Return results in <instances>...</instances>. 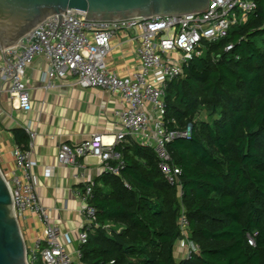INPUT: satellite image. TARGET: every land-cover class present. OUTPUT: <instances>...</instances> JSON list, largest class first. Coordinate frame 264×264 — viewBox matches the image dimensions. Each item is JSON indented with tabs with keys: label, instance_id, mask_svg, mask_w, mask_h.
I'll return each instance as SVG.
<instances>
[{
	"label": "trees",
	"instance_id": "trees-1",
	"mask_svg": "<svg viewBox=\"0 0 264 264\" xmlns=\"http://www.w3.org/2000/svg\"><path fill=\"white\" fill-rule=\"evenodd\" d=\"M256 1L257 11L228 38L203 42V54L166 93L169 125L193 126L192 137L168 151L182 170L190 239L199 251L176 260L178 189L154 149L131 139L116 147L120 174L106 172L96 182L99 227L81 248L83 264H264V0ZM16 138L27 147L25 132Z\"/></svg>",
	"mask_w": 264,
	"mask_h": 264
},
{
	"label": "built area",
	"instance_id": "built-area-1",
	"mask_svg": "<svg viewBox=\"0 0 264 264\" xmlns=\"http://www.w3.org/2000/svg\"><path fill=\"white\" fill-rule=\"evenodd\" d=\"M257 9L256 0H210L208 9L202 13L118 21H91L86 19L83 11L68 10L62 14V19L53 15L43 21L22 39L21 45L5 51L0 47L3 56L0 77L11 81V95L24 110L31 109L30 91L25 83L26 70L41 55L49 61L46 73L49 87L56 80L71 78L81 89L102 88L112 94H121L125 108L119 113L122 131L115 137V142L107 143L103 136L95 135L80 145H63L59 162L80 167V160L96 158L106 166L107 172L118 175L125 165L116 147L131 139H141V144L154 149L162 174L178 189L181 206L178 219L181 239L178 244L186 248V259H189L199 247L190 239V222L182 199V170L174 163L168 146L179 139H190L193 126L173 129L165 119L168 85L182 76L184 66L203 54V42L225 40L235 26L246 22ZM132 30L140 31L137 57L141 69L121 77L109 70L107 57L112 49V39ZM233 47L229 45L226 51L233 50ZM148 105L152 114L148 112ZM27 131L34 139L35 134ZM31 155L30 150L16 148L14 157L21 175L10 181L4 174L19 222L26 213L32 212L47 225L46 245L41 248L39 241L36 250H27L28 264H83L81 248L87 244L90 230L99 227L98 212L93 205L96 184L88 182L78 191L86 224L79 235V261L75 263L59 242V228L50 223L47 211L41 206L33 184ZM114 162H118L117 166L113 165ZM249 243L254 246V239L249 237Z\"/></svg>",
	"mask_w": 264,
	"mask_h": 264
},
{
	"label": "crops",
	"instance_id": "crops-1",
	"mask_svg": "<svg viewBox=\"0 0 264 264\" xmlns=\"http://www.w3.org/2000/svg\"><path fill=\"white\" fill-rule=\"evenodd\" d=\"M139 33V30H132L112 39L107 57L112 73L126 77L141 69L137 57ZM0 59H3L1 52ZM48 69L49 61L41 55L26 70L30 110L19 108L11 95V81L0 77V169L8 180H13L14 176L21 175L14 157L15 149L32 152L33 184L41 206L47 211L50 223L59 228V242L77 263L79 235L86 224L78 191L88 182L96 184L107 171L96 158L80 160V167L61 164L59 151L63 145H80L95 135L103 136L107 143L115 142L122 131L119 113L125 103L121 94H112L102 88L81 89L71 78L56 80L49 87L46 82ZM147 108L152 114L151 106ZM17 130L29 136L26 148L18 143ZM27 130L35 134L34 139ZM137 142L141 143V139ZM20 225L29 252L36 250L39 241L41 248L46 245L47 225L36 214L26 213ZM186 256V248L177 243L176 260L181 262Z\"/></svg>",
	"mask_w": 264,
	"mask_h": 264
},
{
	"label": "water",
	"instance_id": "water-1",
	"mask_svg": "<svg viewBox=\"0 0 264 264\" xmlns=\"http://www.w3.org/2000/svg\"><path fill=\"white\" fill-rule=\"evenodd\" d=\"M210 0H0V47L21 45L43 21L80 10L91 21H118L202 13ZM26 242L16 216L12 191L0 169V264H28Z\"/></svg>",
	"mask_w": 264,
	"mask_h": 264
},
{
	"label": "rangeland",
	"instance_id": "rangeland-1",
	"mask_svg": "<svg viewBox=\"0 0 264 264\" xmlns=\"http://www.w3.org/2000/svg\"><path fill=\"white\" fill-rule=\"evenodd\" d=\"M205 114L203 113V116H204Z\"/></svg>",
	"mask_w": 264,
	"mask_h": 264
}]
</instances>
